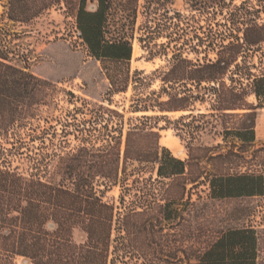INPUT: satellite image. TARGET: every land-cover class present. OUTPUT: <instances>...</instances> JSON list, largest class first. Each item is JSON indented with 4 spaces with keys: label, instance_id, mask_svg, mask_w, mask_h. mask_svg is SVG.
I'll use <instances>...</instances> for the list:
<instances>
[{
    "label": "trees",
    "instance_id": "1",
    "mask_svg": "<svg viewBox=\"0 0 264 264\" xmlns=\"http://www.w3.org/2000/svg\"><path fill=\"white\" fill-rule=\"evenodd\" d=\"M57 2L45 0L43 7L30 9L11 0L7 18L27 22ZM199 4L229 5L228 0ZM132 12L113 0H97L96 9L89 11L81 0L76 15L80 39L90 56L106 66L112 93H125L130 83H145L143 73L131 76L130 71L136 39L134 23L128 22ZM254 25L264 31V25ZM162 37L169 41L157 45ZM138 41L153 57L158 53L153 47L167 54L172 48L173 55L161 78L163 88L153 93H164L168 100L137 97L133 113L186 114L174 121L168 115L131 118L124 130L123 114L109 108L95 112L84 101L86 109L77 112L90 115L83 120L89 126L65 123L58 134L49 125L29 135L30 142L16 131L30 125L39 107L53 100L55 85L14 64L0 43V264H17L18 259L26 264H259L255 229L221 232L200 248L195 243L203 234L192 230L190 218L202 194L212 200L264 196V167L241 170L257 137L255 107L247 98L254 95L258 107L264 106V75L236 64L232 42L222 43L215 59L194 62L184 50L199 54L200 45H178L163 29L145 30ZM259 43L264 40L249 45ZM211 47L215 44L205 50ZM206 101L210 113L196 110L197 103ZM160 120L167 126L158 128ZM170 128L185 143V161L160 145V132ZM201 134L221 142L193 147ZM69 136L77 147L68 149ZM37 141L38 148L31 150L30 143ZM114 187L121 189L118 202H105L101 194ZM76 231L84 237L81 243L74 240Z\"/></svg>",
    "mask_w": 264,
    "mask_h": 264
},
{
    "label": "rangeland",
    "instance_id": "2",
    "mask_svg": "<svg viewBox=\"0 0 264 264\" xmlns=\"http://www.w3.org/2000/svg\"><path fill=\"white\" fill-rule=\"evenodd\" d=\"M80 1L59 0L40 11L32 20L16 23L7 18L11 0H0V43L6 46L14 64L26 67L28 72L49 81L56 89L51 92L53 100L39 107L38 116L30 121V125L16 131V135L23 141L30 142L29 135L40 134L49 125L53 126L58 134L62 133L65 123L89 126L83 120H89L90 115L85 116L77 112V109H86L84 101L88 103V108L95 112L101 108L104 111L109 108L123 114L124 130H127L128 120L131 118L143 115H168L174 121L182 114H186L185 112L162 114L158 111L133 113L131 106L137 97L138 100L144 99L147 102L168 100L164 93L158 96L153 93H160L163 88L161 78L163 73L170 70L173 50L168 49L167 54L153 47L154 52H158L153 57L149 47L143 48L138 41L141 33L148 29H163L175 37L178 45L187 44L193 47L200 45L199 54L189 48L184 50V56L194 62L197 59H215L219 46L222 43L228 45L232 42L236 47L231 51L237 58L236 64L240 67L248 66L256 76L264 75V43L249 45V42L264 40V31L259 32L252 28L254 24L264 25V0H228L227 7H211L210 4L201 6L199 3L202 0H113L117 5L123 2L127 5V9L133 10L128 22L134 23L136 39L129 65L131 76L135 71L143 73L141 78H144L145 83L138 87L130 83L125 93H112L110 81L106 76V66L90 56L80 39L76 27ZM85 1L87 10L96 9L97 0ZM21 2L30 9H39L43 7L45 0H21ZM199 39L203 40V44ZM168 41V38L162 37L156 41V44L161 45ZM210 43H214L215 47L205 50ZM174 45L175 42L171 43V47ZM69 92L77 99L72 100L67 94ZM208 101L203 105L197 103L196 110L210 113L211 106ZM247 101L255 107L257 137L254 147L246 155L248 163L241 167L243 172L262 170L264 167V152L254 153L256 150H264V106L258 107L260 102L254 95H249ZM233 113H243V111ZM166 126L165 120L159 121L158 128ZM67 129L73 130L74 127ZM200 136L193 143V147L200 145L211 147L221 142L219 137L214 138L213 135ZM160 137V145L167 147L176 158L181 161L189 158L185 143L180 141L171 128L162 130ZM69 143L68 149L79 145L73 136H69ZM30 146L31 150L35 151L34 148H38L39 142L30 143ZM207 169L210 170V167ZM150 175L156 178L155 173L148 174ZM165 182L167 183L168 180ZM100 189L104 190L103 187ZM200 190L206 191L207 187L201 186ZM120 194V187H114L101 195L105 202L113 204L118 202ZM202 195L204 198L196 202L195 213L190 218L192 230L198 234L201 231L203 234L195 245L204 247L216 239L221 232L227 230L253 228L259 236L258 261L259 264H264V196L212 200L205 194ZM196 199V196L193 197L194 201ZM74 240L81 243L84 237L76 231ZM16 263L26 264L23 259H18Z\"/></svg>",
    "mask_w": 264,
    "mask_h": 264
}]
</instances>
